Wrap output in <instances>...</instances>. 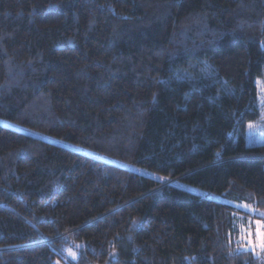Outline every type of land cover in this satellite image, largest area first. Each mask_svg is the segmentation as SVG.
Wrapping results in <instances>:
<instances>
[{"label":"trees","instance_id":"trees-1","mask_svg":"<svg viewBox=\"0 0 264 264\" xmlns=\"http://www.w3.org/2000/svg\"><path fill=\"white\" fill-rule=\"evenodd\" d=\"M258 79L264 0H0V264H264Z\"/></svg>","mask_w":264,"mask_h":264},{"label":"rangeland","instance_id":"rangeland-1","mask_svg":"<svg viewBox=\"0 0 264 264\" xmlns=\"http://www.w3.org/2000/svg\"><path fill=\"white\" fill-rule=\"evenodd\" d=\"M257 82H258V91H259L258 107H259V114L260 115H259V119L257 121L250 122L247 125L246 134H245V142H246L247 146L264 145V79H261V80L258 79L256 81V83ZM1 123L10 127V128H14V129L20 130L22 132L29 133V134L34 135V136H40V135L35 134L29 130L23 129V128L16 126V125H13L11 123H8V122H1ZM45 139H47L48 141H52V142L61 144V145L69 146V145H66L62 142H58V141L53 140V139L48 138V137ZM70 147H72V146H70ZM74 149H77V148L74 147ZM78 150L85 152L82 149H78ZM92 155L95 157H99L97 154H92ZM117 163L127 167L128 169H130L131 171H133L135 173L152 176V174L146 172L145 170L138 169V168L131 166V165H126L122 162H117ZM237 207L238 208L242 207L241 209L245 208V209L251 210L250 207L245 206V205H239ZM260 221L264 222V219L260 220ZM256 224H259V226H262L264 228V224H262V222H259V221L257 223H255V225L253 224L251 227L247 223L243 226V228L241 230V233H242L241 235L243 238L244 237L246 238L245 240H243L245 245H247L250 248L257 249L258 251H260V250H264V229H260V227H258V225H256ZM248 247H245V249H248ZM72 255L73 254L71 253L70 257Z\"/></svg>","mask_w":264,"mask_h":264},{"label":"snow or ice","instance_id":"snow-or-ice-1","mask_svg":"<svg viewBox=\"0 0 264 264\" xmlns=\"http://www.w3.org/2000/svg\"><path fill=\"white\" fill-rule=\"evenodd\" d=\"M262 215H264V213H262Z\"/></svg>","mask_w":264,"mask_h":264}]
</instances>
